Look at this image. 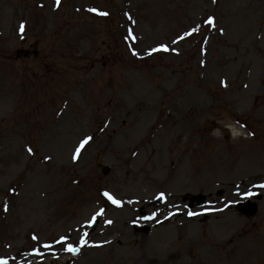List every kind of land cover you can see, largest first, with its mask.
<instances>
[{"label":"rangeland","instance_id":"obj_1","mask_svg":"<svg viewBox=\"0 0 264 264\" xmlns=\"http://www.w3.org/2000/svg\"><path fill=\"white\" fill-rule=\"evenodd\" d=\"M258 189L264 0H0V259L264 264Z\"/></svg>","mask_w":264,"mask_h":264},{"label":"bare ground","instance_id":"obj_2","mask_svg":"<svg viewBox=\"0 0 264 264\" xmlns=\"http://www.w3.org/2000/svg\"><path fill=\"white\" fill-rule=\"evenodd\" d=\"M144 107V109H142ZM175 108H176V106H175ZM134 110H136V113L132 116V117H129L128 118V123H129V125H133V123H135V124H137V122H138V120L136 121V115L138 114V112L139 111H145V112H152V110H153V106H151V105H144V104H142V103H138V104H136L135 105V108H134ZM174 110V107H172L171 109H170V112H172ZM134 126V125H133ZM134 127H132V129H133ZM137 131H139V129L138 130H135L132 134L134 135V134H136L137 133ZM234 133H235V135H239V133H238V131H234ZM230 188H231V191L233 192V195L234 196H236V195H238V190H237V188L239 187V183H235V182H232L230 185ZM223 192V191H222ZM221 192V193H222ZM228 206V205H227ZM232 241V239H229L227 242H231Z\"/></svg>","mask_w":264,"mask_h":264},{"label":"snow or ice","instance_id":"obj_3","mask_svg":"<svg viewBox=\"0 0 264 264\" xmlns=\"http://www.w3.org/2000/svg\"><path fill=\"white\" fill-rule=\"evenodd\" d=\"M209 23L211 24L212 23V21H209ZM84 143H87V141H85ZM105 195L106 196H108V199H110V200H112V202L114 203V204H117V205H119V202L118 201H116V200H114L111 196H109L107 193H105ZM70 251H73V252H75L76 251V249H74V248H70Z\"/></svg>","mask_w":264,"mask_h":264}]
</instances>
